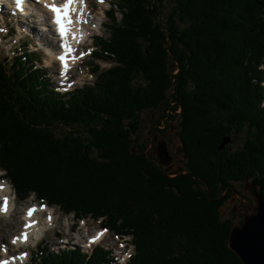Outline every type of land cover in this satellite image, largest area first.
I'll list each match as a JSON object with an SVG mask.
<instances>
[{
	"label": "trees",
	"instance_id": "obj_1",
	"mask_svg": "<svg viewBox=\"0 0 264 264\" xmlns=\"http://www.w3.org/2000/svg\"><path fill=\"white\" fill-rule=\"evenodd\" d=\"M106 1L93 58L115 65L93 64V85L61 95L28 49L0 64L5 178L20 201L34 195L132 237L128 264H243L220 208L247 179L264 198V0H170L165 20L168 0ZM163 105L180 111L188 174L166 173L140 146L141 114ZM245 131L239 151H218ZM110 255L40 247L31 264H113Z\"/></svg>",
	"mask_w": 264,
	"mask_h": 264
},
{
	"label": "rangeland",
	"instance_id": "obj_2",
	"mask_svg": "<svg viewBox=\"0 0 264 264\" xmlns=\"http://www.w3.org/2000/svg\"><path fill=\"white\" fill-rule=\"evenodd\" d=\"M85 1L92 13L91 15L90 13L88 14V20H91V23L95 24L94 26H97V29L90 31V33L93 32V36L92 38H88L87 44L81 49V56L78 62L70 67L67 77L60 74L59 67L55 61V53H51L55 51V43L53 46L47 44L48 40L53 42V39L52 35L49 32L45 33V31H43L44 27L39 25L40 20L42 21L45 19L42 17L43 14L41 17L39 16L40 13L36 18L27 17L23 19L22 16H18L16 13L15 15H11L10 12H13V10L4 9V12H0V64L12 63L11 60L21 54L24 49H28L29 52L37 57L35 62L37 67H44L47 70L51 79V84L53 87H57L58 90L67 87L69 91H73L84 85H93L95 82V77L92 74V70L94 69L93 64H99L101 71L108 70L115 65L114 62L95 61L92 55L95 50L94 37L107 36L104 26L109 22L106 13L110 10L111 6L110 2L104 0L103 2H101V0ZM172 6L173 3L168 0L162 12L163 20L166 19ZM20 7L23 6L20 5ZM17 8L19 7L17 6L16 9ZM118 17L119 19L121 18L120 14H118ZM22 20H24L23 23ZM43 36L44 39L42 38ZM47 53L51 56H47ZM67 79L70 80L68 81ZM58 84L62 85V87ZM63 84H68V86ZM179 113L180 112L173 113V110L167 108L165 105L160 106L156 110L144 111L141 114V131L138 136L141 144L140 146H142L144 150L147 149L148 143H146V138L151 137L150 129L153 123L157 121H174L175 119H173L172 116H176ZM234 135L231 136L232 142L226 147L231 153H235L243 147L247 132L236 133ZM1 174L2 172L0 171V175ZM1 179L2 181H0V184H4L3 186H5L6 182H3L5 181L3 176ZM248 181L251 182L252 179H248ZM245 184L246 182L237 185L242 189ZM229 189H232V186ZM10 192L12 193L11 197L15 202V206L11 214L7 217L0 218V260L14 255L15 253L16 255H24V253L29 252L28 264H31V257L36 255L37 246L40 244H43L45 249L50 248L55 251L60 249L63 250L67 247L81 248L89 254H91L95 247L100 246L112 251L113 257L117 260L119 258L125 259V253H128L129 257L134 253L131 237H120L119 235H114L111 231H103L104 240L101 244L90 247L89 244H86V240L88 237H92L96 231L102 229L100 222L93 221L92 219L77 220L74 215H64L57 207L50 208L55 222L47 227L50 230L44 233L42 240L38 242L32 238L27 246L18 249L19 247H15L12 241L15 237L21 236V227L25 224V213L27 209L35 205L42 206V204H40L34 196L26 201H20L14 196L13 189L10 190ZM223 194L221 197H223ZM0 204H2L1 200ZM47 216L48 212L44 215L43 219L41 217L42 221H47ZM224 216L223 218H225ZM47 228L45 229L48 230ZM40 232L42 233V231ZM91 242H93V240Z\"/></svg>",
	"mask_w": 264,
	"mask_h": 264
},
{
	"label": "bare ground",
	"instance_id": "obj_3",
	"mask_svg": "<svg viewBox=\"0 0 264 264\" xmlns=\"http://www.w3.org/2000/svg\"><path fill=\"white\" fill-rule=\"evenodd\" d=\"M28 1H31V0H28ZM34 2L37 3V5L31 4V6L29 7L30 9L27 10V12H24L19 16H22L23 19H26L27 17L36 18L34 16L39 15V13H40L39 16L41 17V15L43 14L42 17H44L45 20H43V24L41 23L42 22L41 21L39 25L43 27L45 26L47 28L51 25L50 19H51V13H53L52 11L49 10V6L55 5L57 7H63L66 4V0H37V2L36 1ZM20 8L21 7H19V9ZM2 9L0 12H4ZM31 10H34L36 14H34L33 16L30 15L29 12ZM89 13L90 15L92 14L85 0H75L72 6V9H71L70 15L65 18V21L69 25V30H68L66 37L64 39H61L62 41L61 49L63 53H67V55L69 56V59H67L65 64L60 63L61 54L54 55L56 57L55 61L60 64L62 76L64 75L67 77L66 74L70 70L71 65H73L72 63L73 54L75 53V50L78 47L74 44V42L77 40L79 44H86L88 42L87 41L88 38L93 33V32L90 33V31L97 29V26H94L95 24L91 23V20H88ZM23 21L24 20H22V23ZM33 23L35 24L34 20H33ZM53 36H54V38H52L53 40L59 37V35H53ZM42 38L44 39V36ZM47 44H49L50 46H53L54 42H51L48 40ZM51 53H55V51H52ZM47 56H51V55L47 53ZM3 185L4 184H0V187L3 188V190L0 191V200L3 201V198L5 197L8 198V211L6 213L0 212V218L7 217L9 214H11L14 211V206H15V202L14 200L11 199V195L9 193L10 192L9 184L6 182L5 186ZM2 206H3V202L2 204H0V207ZM42 208H45V209H42ZM29 209H34L31 217L28 216ZM47 212H48L47 221H42L44 215L47 214ZM49 217H51V220H49ZM54 222L55 221L53 219L52 211L50 209H47V207H39V206L29 207L25 213V224H23L21 227L22 231H25L28 234V240L27 242H25L23 239H20V240H17L15 244L17 246H21V245L27 246L30 243L32 238L37 241L41 240L44 237V233L50 230L47 227L52 225V223ZM45 228H47L48 230H46ZM22 231H21V234L23 233ZM40 231H42V233ZM98 236L99 238L95 239L96 241H99L104 236V234L97 235L96 237ZM95 248L105 249L104 247H100V246L95 247ZM105 250L111 252L109 249H105ZM23 259H24L23 256L21 257L19 256L17 260H15V263H18V261H23ZM110 260L113 263L111 255H110ZM8 264H12V263H8Z\"/></svg>",
	"mask_w": 264,
	"mask_h": 264
},
{
	"label": "flooded vegetation",
	"instance_id": "obj_4",
	"mask_svg": "<svg viewBox=\"0 0 264 264\" xmlns=\"http://www.w3.org/2000/svg\"><path fill=\"white\" fill-rule=\"evenodd\" d=\"M176 112H180L179 110ZM182 121L175 119L174 121H157L152 124L150 129L151 137L146 138V143H148L145 152L153 162H155L160 168H162L166 173H174L175 175H184L190 173L187 169V155L186 149L187 144L185 139L181 136L183 133V128L181 127ZM183 139V140H182ZM162 148L168 153L170 164L169 166H162L159 161V154ZM170 168L169 171L166 169ZM239 183H234L232 189H229L223 194V201L221 204L222 216L226 220H229L235 224H241L243 218L248 214L249 207L248 203L242 199L244 196L247 200L251 201L255 205L254 200L247 196L244 191V186L241 189ZM230 192V194H229Z\"/></svg>",
	"mask_w": 264,
	"mask_h": 264
},
{
	"label": "water",
	"instance_id": "obj_5",
	"mask_svg": "<svg viewBox=\"0 0 264 264\" xmlns=\"http://www.w3.org/2000/svg\"><path fill=\"white\" fill-rule=\"evenodd\" d=\"M231 142L232 137H225L219 145L218 151L223 152ZM159 161L162 166L170 164L165 148L160 151ZM166 170L169 171L170 168ZM244 191L254 200L255 205L241 196L248 203L250 210L241 224L232 226L228 248L243 264H264V198L260 195L254 181L247 180Z\"/></svg>",
	"mask_w": 264,
	"mask_h": 264
},
{
	"label": "snow or ice",
	"instance_id": "obj_6",
	"mask_svg": "<svg viewBox=\"0 0 264 264\" xmlns=\"http://www.w3.org/2000/svg\"><path fill=\"white\" fill-rule=\"evenodd\" d=\"M75 0H67V3L66 5L64 6L65 8H67L69 5H71L72 3H74ZM101 2H103V0H101ZM23 3V0H17V5L19 6L20 4ZM49 10L52 11L55 16H54V23H57L59 26H60V30H61V34L63 35L64 34V31H65V26L62 22V17H61V12L63 11V9L61 7H57L55 5H52V6H49ZM61 60H63L64 58L63 57H60ZM3 188L0 187V191H2ZM8 211V198L5 197L3 198V206L0 207V212H7ZM33 211L34 209H29L28 211V216L31 217L32 214H33ZM49 220H51V217H49ZM99 235H103V233H100ZM99 238L98 237H95V239ZM20 239H23L25 242H27L28 240V234L25 232V233H22L21 236H18V237H15L13 239V243L15 244L17 242V240H20ZM94 242V241H93ZM6 251V249H5ZM25 256L27 255L26 253L24 254ZM0 264H8V261H0Z\"/></svg>",
	"mask_w": 264,
	"mask_h": 264
}]
</instances>
